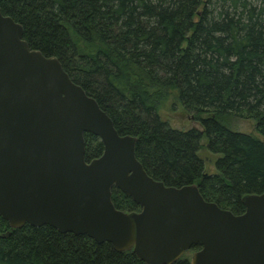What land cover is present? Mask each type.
I'll return each instance as SVG.
<instances>
[{
	"label": "trees",
	"instance_id": "16d2710c",
	"mask_svg": "<svg viewBox=\"0 0 264 264\" xmlns=\"http://www.w3.org/2000/svg\"><path fill=\"white\" fill-rule=\"evenodd\" d=\"M0 10L23 27L31 49L59 60L120 135L137 139L135 157L154 180L196 185L205 201L234 215L245 212L244 197L264 194V141L226 125L253 120L264 139V0H0ZM171 95L201 131L160 119ZM203 137L217 155L215 174L198 156ZM84 141L86 162L101 157L99 138ZM111 201L140 211L115 188ZM0 264L145 263L109 243L49 226L11 229L0 217Z\"/></svg>",
	"mask_w": 264,
	"mask_h": 264
},
{
	"label": "water",
	"instance_id": "95a60500",
	"mask_svg": "<svg viewBox=\"0 0 264 264\" xmlns=\"http://www.w3.org/2000/svg\"><path fill=\"white\" fill-rule=\"evenodd\" d=\"M85 134L104 149L90 162ZM136 141L0 10V217L11 229L49 226L132 251L145 264H173L194 247L190 264H264V194L244 197L245 212L234 215L196 185L150 177ZM113 188L140 211L116 209Z\"/></svg>",
	"mask_w": 264,
	"mask_h": 264
},
{
	"label": "rangeland",
	"instance_id": "374dc122",
	"mask_svg": "<svg viewBox=\"0 0 264 264\" xmlns=\"http://www.w3.org/2000/svg\"><path fill=\"white\" fill-rule=\"evenodd\" d=\"M158 114L160 119L166 122L171 129L178 131H188L193 128L200 131L202 130L200 123L195 116L185 111L181 104H179L172 95L160 103ZM226 123L227 127L232 131L251 134L264 141V139L255 131V121L253 120L230 118L226 120ZM206 144V138L203 137L200 141L201 149L198 152V156L204 161L206 172L215 174V161L217 155L211 154L206 149ZM194 252L195 251L193 250L188 251L185 253V256L191 259Z\"/></svg>",
	"mask_w": 264,
	"mask_h": 264
},
{
	"label": "flooded vegetation",
	"instance_id": "af4514ba",
	"mask_svg": "<svg viewBox=\"0 0 264 264\" xmlns=\"http://www.w3.org/2000/svg\"><path fill=\"white\" fill-rule=\"evenodd\" d=\"M192 250L195 251L194 248H193ZM190 251H191V250H190Z\"/></svg>",
	"mask_w": 264,
	"mask_h": 264
}]
</instances>
